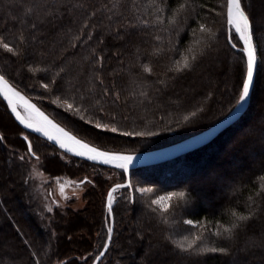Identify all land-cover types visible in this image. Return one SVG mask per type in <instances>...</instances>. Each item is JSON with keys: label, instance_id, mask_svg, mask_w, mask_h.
Segmentation results:
<instances>
[{"label": "trees", "instance_id": "trees-1", "mask_svg": "<svg viewBox=\"0 0 264 264\" xmlns=\"http://www.w3.org/2000/svg\"><path fill=\"white\" fill-rule=\"evenodd\" d=\"M250 2L242 0V6L253 23L258 57L264 58L256 11ZM226 6L227 0H0V39L14 49L6 52L0 44V75L59 125L100 150L137 154L162 149L205 131L239 104L247 57L235 33V48L227 40ZM201 25L205 26L203 32ZM216 66L221 67L220 72L231 73L235 83L241 77L233 94L227 91L230 83L223 82L224 78H218L215 94L202 85L209 70L219 76ZM258 74L259 70L250 108ZM192 81V91L185 90ZM45 99L67 104L68 119L50 112ZM0 107L17 128L11 133L16 141L11 143L0 130V264H88L81 258L92 254L96 259L101 253L109 236L111 213L112 243L99 264H137L130 262L129 253L135 257L143 249L148 254L144 264H264V155L257 162L241 159L244 174L238 178L225 176L229 172L223 170L228 179L225 185H218L217 194L192 184V176L211 166L212 154L223 147L210 154L204 151L245 117L202 149L133 170L132 187L115 192L117 199L110 212L107 196L113 186L126 183L124 170L72 157L81 165L67 164L55 145L16 123L1 97ZM97 124L107 128H97ZM255 131L253 138L247 137V129L239 132L246 141L235 142L234 158L239 160L238 154L246 146L251 155L264 153V124ZM125 132L130 135H123ZM24 136L32 144V154ZM148 140L153 144H147ZM38 141L46 147L36 146ZM39 148L42 150L37 152ZM26 155L41 160V170L53 178H77L92 169L114 175L116 180L110 184L102 175L93 181L96 189L105 191L104 202L96 189L85 195L93 202L90 218L96 223L94 230L83 222L81 212L43 207L31 190ZM55 171L60 173L53 174ZM209 174L206 178H221L215 170ZM10 175L17 178L31 226L24 225L20 213L16 217L11 209L17 196L10 188ZM189 177L192 181L186 180ZM139 187L144 191L138 193ZM161 196L168 199L166 209L153 203ZM215 196L219 200L211 206L208 202ZM241 215L247 219L239 220ZM189 219L193 220L191 226L186 223ZM234 224L239 227L233 228ZM82 228L90 236L88 241L69 235ZM226 228L232 229L231 235ZM127 236L134 244L132 250L126 245ZM221 247L225 252L211 251ZM94 259L89 262L93 264Z\"/></svg>", "mask_w": 264, "mask_h": 264}, {"label": "rangeland", "instance_id": "rangeland-1", "mask_svg": "<svg viewBox=\"0 0 264 264\" xmlns=\"http://www.w3.org/2000/svg\"><path fill=\"white\" fill-rule=\"evenodd\" d=\"M250 6H252L253 9H255V11H256V17H255L256 26L261 31L260 32V40H261V45L264 49V0H251ZM232 33H235V32L234 31L231 32V37H232ZM231 42H232V39H231ZM242 48L244 49L243 44H242ZM258 62L260 64V66L258 64V70H259L258 76H259V78L257 81V85L255 87L256 89H255V93L253 96L254 99H253L252 106H251L250 110L248 109L247 113L244 115L245 118L242 121V123L239 124V122L241 120L237 123L239 125L236 127V129L232 130L231 132H228V134L226 136H223L219 141L214 143L211 146V149H206L204 151V152H206V153L208 152V154H210L217 147H223L222 151L217 152L215 155L212 154L211 157L212 158L214 157L212 160L213 164H211V166H209L208 168H205V170H202V172L199 171L198 173H196L195 175L192 176V178L194 179L192 184L196 185L197 188H202L203 190L206 191V193L209 192L208 188H210V189L214 190L215 194H217L219 192L218 191L219 190L218 185H222V184L225 185L226 184V180L228 179L227 177H225L226 175L228 176L231 174L237 178L240 177L241 175H243L244 172H243L242 164L245 161H242L241 159L252 161V162H257V161H260L263 159L264 153H258L256 155H251L246 148L247 146L245 148H242L240 151V154H238L240 157L239 160L234 158L232 156L233 154L231 153L233 147L236 145L235 142L237 140L240 141L241 144L246 141L245 138L242 137V135H238V134H240L239 132H242V131H244V129H247V133H248L247 137L253 138V137L257 136V133H256L257 131H255L256 126L264 124V107H263V104H264V81L262 80L264 77V58L258 57ZM220 71H221V67L216 66V72L219 73ZM241 76H242V74H241ZM218 78H220V80H222L224 78L223 82L227 83V81H228L230 83L228 85V87L226 88L227 91L229 92V94H233L236 91L237 83L240 84V81H241V77H240V79H238V82H236V83H235V81H232V75H231V73H228L227 71L220 72L219 76H218L213 70H209L208 72H206L204 74L203 84L202 83L201 84L204 85L205 89L208 92H213L215 94V91H216L217 87L219 86ZM190 85H191L190 89H185V90H188L191 92L192 86L195 87L194 82L192 81ZM23 96L28 101H30L31 103H33L35 105V103L32 102V100H30L25 95H23ZM44 103L47 105L50 112H52L53 114H57L58 116L59 115H63V116L65 115L64 118L68 119L67 114H69V113L64 111L67 104L58 103L57 100L50 101V100H46V99H45ZM237 124H235V125H237ZM0 130H2V132L4 133V139L6 140V142L11 143V142L16 141L14 138L15 136H13L11 133L13 130H17V128H16L15 124L13 123L12 119L1 109V107H0ZM37 137H39V136H37ZM226 137H227V139H226ZM190 138H192V137H190ZM190 138H188V139H190ZM40 139H42V138H40ZM42 141H46V140L42 139ZM148 141L149 142L147 144H153L150 140H148ZM144 142L146 143L147 141H144ZM36 143H37V141H36ZM47 143H49V142L47 141ZM37 145L40 148L46 147V146H43L44 144L40 141H38V144H36V146ZM56 147L62 153V154L58 153V155L61 157L62 161L66 162L67 164L75 163V162H73L71 157L72 158H78V157L71 155L70 153L59 148L58 146H56ZM167 147H169V146H167ZM40 148L37 149V152H40L42 150ZM26 157H28V161L31 165L30 166V172H31L30 178L33 181L32 182L33 184L31 186V190L36 191V194H37L39 200L41 201L43 207H46L47 210H51V211L53 209L57 208L61 211L71 210L74 212H81V219L83 220V222L87 225V227L89 229L92 228V230H94L96 223H95V221H92V219L90 218L92 215L91 210H92L93 202L91 201V199L88 202L85 198V195L89 192L90 189H96V186H95L93 181H95V178L97 176L102 175L104 180H106L110 184L116 180V179H114V175L108 174V173L105 174L103 172H100V170H98V169H92V170H90V172L88 174H85L83 176H79L77 178H68L65 176L53 178V177H50L49 175L45 174L41 170V168H40L41 160H38V159L33 160L28 155H26ZM78 159H80V158H78ZM48 163L51 164L53 162H51V160H49ZM75 164L81 165L79 163H75ZM6 165H7L8 169H11V163L10 162H7ZM111 168H114V167H111ZM119 169H121V168H116V170H119ZM213 170H215L216 172H218L221 175L220 179L217 177H213V176H211V177L214 179H212L211 177L206 178L205 174L210 173L209 175H211V172ZM223 170H227L229 173L225 174L223 172ZM222 172L225 174V176L223 175ZM59 173H60L59 171H55V173L53 172V174H59ZM190 178L191 177H189L186 180L190 181L191 180ZM9 180L11 182L10 188L13 190V193L16 194L17 197L15 200L16 202L14 204L15 208H11L9 203H7V202H6V205L8 206V208H11L15 211L14 215L16 217H18V214L20 213V216L25 223L24 225L31 226L30 221L28 220V212L26 210H24V208L22 206V202H25V200H22V198H21L22 194L18 193L19 187L16 186L17 178L16 177L13 178L12 175H10ZM141 189H143V188L139 187L137 189L138 193H141L144 191V189H143V191H141ZM96 191L98 192V195H99V192L102 194V198H101L102 200L101 201L104 202L105 201V199H104L105 191L103 192L101 187H100V189H96ZM3 195H5V197L7 198L8 194L6 193V190H3ZM161 197H166V196H161ZM116 199H117V197H116L115 192H114L113 197H112V205H115ZM218 200H219L218 197L216 198V196H215V197H212V199L208 203H210L212 206L213 203L217 202ZM211 202H213V203H211ZM202 203L203 204L205 203L203 199H202ZM160 204L162 205V209H166L168 207V199L165 198L164 200L160 201ZM101 207H102V204H101ZM2 224H3V220L0 218V226H2ZM26 228H27V226L25 227V229ZM69 235H72L73 237H75L77 239L87 240V241L90 238L88 232L86 231V228H82V229H79L77 231L76 230L71 231V232H69ZM182 241H183V239L181 240V242ZM45 242H47V239H45ZM125 242H126L127 247L130 250L135 248L134 244L132 243L130 236L126 237ZM188 244H189V241L186 242V245H188ZM70 251L77 252L75 247H70ZM129 254L131 255L130 262L137 263V264H144L143 258L148 255L146 252H144V249L141 251H137L135 257H134L135 254H133V253H129ZM91 255L92 254H89V255H86L83 258H81V262H84L85 260H87L88 264H91L92 262L91 261L89 262V260L94 259V257Z\"/></svg>", "mask_w": 264, "mask_h": 264}, {"label": "snow or ice", "instance_id": "snow-or-ice-1", "mask_svg": "<svg viewBox=\"0 0 264 264\" xmlns=\"http://www.w3.org/2000/svg\"><path fill=\"white\" fill-rule=\"evenodd\" d=\"M227 24L229 26V36L227 37L228 42H231V32L234 31L238 35L239 40L243 42L244 52L247 57V72L246 78L242 84V91L239 96V102H244L250 95V90L254 84V77L258 70V51L254 44V32L253 23L250 20L249 15L246 13L244 7L242 6V0H227ZM201 32L205 30V26H200ZM0 44H2L3 49L6 52H13L14 49L8 43L3 42L0 39ZM233 48L236 44L231 45ZM195 59V57H193ZM185 67H188L187 61L185 62ZM55 83V81H53ZM43 88L47 89L48 84L42 85ZM0 95L7 101L8 107L11 112L15 115L16 119L24 126L26 129H33L38 133H42L49 140H55L59 144L60 148L66 149L68 152H72L77 156L87 157L89 160H99L105 164H115L117 167L127 171L129 166L133 163L134 157L131 155H123L118 153H109L106 151H101L100 149L93 147L92 145L84 142L83 140L77 139L71 133L65 131L63 128L59 127L57 124L53 123L47 116L41 112L36 105L30 103L19 91L13 88L9 82L0 76ZM72 105H69L71 108ZM187 119V117L185 118ZM97 128H107L106 125H96ZM112 132H116V128L110 129ZM123 135H130V133H122ZM140 135H143L141 133ZM25 140H28V136H24ZM28 151H32V144L27 145ZM23 159V157H21ZM132 187L131 184L128 185ZM143 191V189H141ZM165 197H160L158 200L153 201V203H160ZM111 193H109V211H111ZM235 215V213H233ZM239 220L244 221L247 219L245 216L238 217ZM188 225H193V220L189 219L186 221ZM233 228H238V224H234ZM231 235L232 229L226 228L224 230ZM112 229H108L109 237L111 235ZM219 235V233L217 234ZM182 250H187L180 246ZM191 248V245L188 246ZM212 252H225L223 247L213 248Z\"/></svg>", "mask_w": 264, "mask_h": 264}, {"label": "water", "instance_id": "water-1", "mask_svg": "<svg viewBox=\"0 0 264 264\" xmlns=\"http://www.w3.org/2000/svg\"><path fill=\"white\" fill-rule=\"evenodd\" d=\"M242 44H243V42H242ZM254 44H255V42H254ZM243 47H244V45H243ZM257 59H258V57H257ZM256 74H257V72H256ZM256 74H255V77H254L253 87L250 90L249 97L244 102H239L238 106L235 108V110L232 113H230L227 117H225L221 121L217 122L216 124H214L210 128L206 129L205 131L197 134L196 136H194V137H192L190 139L184 140L182 142H179L177 144L171 145L169 147H165V148H162V149L153 150V151H149V152H144V153L123 154V155H131L135 159H134L133 163L129 166L128 170L127 171L124 170L126 175H127L126 183L115 185L109 191V193H111V205H110L111 210H112V207H113V205H112V197H113L114 192L116 190L120 189V188L129 187L128 185L130 184L131 172L133 170L138 169V168L150 167V166H155V165H160V164H163V163H167V162L176 160L179 157H182V156H184L186 154H189V153H192V152L197 151L199 149H202V148L210 145L211 143H213L224 132H226L228 129H230L235 124H237L244 117V115L247 113L248 109L250 108L251 99H252V93H253V89H254V85H255ZM0 97L7 104V101L3 98V96L0 95ZM7 106H8V104H7ZM9 110L11 112L10 108H9ZM40 111L43 112L42 110H40ZM11 114L14 117L15 121L17 122V124L22 129H24L26 132H29L31 134H35V135L39 136L40 138H42V139L48 141L49 143H51V144H53L55 146H58L60 148L59 144H57L55 140H49L42 133H38V132L34 131L33 129L24 128V126L22 124H20V122L16 119L15 115L12 112H11ZM44 115L47 116L50 120H52L53 123L57 124L59 127L63 128L65 131L69 132L64 127H62L57 122H55L52 118H50L46 113H44ZM77 139H79V138H77ZM26 141H27V144L30 143L29 140H26ZM63 150L68 152L66 149H63ZM101 151H103V150H101ZM30 153L32 154V151ZM68 153H70L71 155H74L75 157H78L80 159H83V160H86V161H89V162H93L94 164H97V165H100V166L119 168L115 164H105V163H102L99 160L93 161V160H89L87 157L77 156V155H75L72 152H68ZM109 153H111V152H109ZM109 193H108V196H107V207L108 208H109ZM110 228L112 229L111 235H110V237L108 236V239H107L105 247L103 248L101 253L98 255V257L95 259L93 264H99L101 262V260L105 257L106 253L108 252V250H109V248L111 246L113 233H114V222H113L112 213H111V227Z\"/></svg>", "mask_w": 264, "mask_h": 264}]
</instances>
